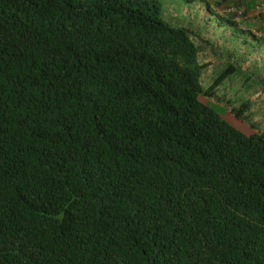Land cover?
<instances>
[{"label":"trees","instance_id":"1","mask_svg":"<svg viewBox=\"0 0 264 264\" xmlns=\"http://www.w3.org/2000/svg\"><path fill=\"white\" fill-rule=\"evenodd\" d=\"M163 1L0 0V264H264V134L215 107L264 21ZM194 9L245 36L209 87Z\"/></svg>","mask_w":264,"mask_h":264},{"label":"rangeland","instance_id":"2","mask_svg":"<svg viewBox=\"0 0 264 264\" xmlns=\"http://www.w3.org/2000/svg\"><path fill=\"white\" fill-rule=\"evenodd\" d=\"M173 1V6H171L170 10L172 13L176 12H183V8L186 6H189L186 0H164L163 3L165 7L167 8V3ZM176 10V12H175ZM209 18L212 21V24L214 26L218 25V19H216L215 16L209 15ZM221 34L215 31H212L210 33L211 36H214V40H218L222 36H224L222 33H225L226 35H230V37H235L237 39H241V37H245L243 33L236 32V28L229 27L226 29L219 30ZM229 38V37H228ZM195 39V40H194ZM193 40L198 43V40L194 38ZM231 43L230 41H228ZM215 45V44H214ZM235 45V44H234ZM244 45L238 46L235 45V47H230V51H235L237 48H243ZM249 51L247 59L244 58L242 61L239 58V63H243L244 71L247 72V74L241 75V76H232L229 78L218 90H219V96L225 97V104H217L216 109L219 111V113L222 115V117L228 121L232 126L236 127L237 129L241 130L245 134H264V91H263V84L257 80V75L254 72L256 68H253L256 66L254 59H250V56L253 54V51L257 49L255 46H252L251 44L246 47ZM209 50V49H208ZM207 50V51H208ZM228 50V49H227ZM253 50V51H252ZM208 59L213 58V62L211 67L205 71V79L203 77V82L206 87H209L212 85L215 78L218 76L221 68L226 64V62L222 59L216 58L218 54L215 52H209L208 55H204ZM237 59V57L235 58ZM251 62V65L248 66V64ZM246 67H245V66ZM247 69V71H246ZM253 74L254 76H252ZM264 77V75H263ZM250 101L252 103L251 108L244 113L246 119H238L235 117L230 111H232L234 108L238 109L242 103Z\"/></svg>","mask_w":264,"mask_h":264},{"label":"crops","instance_id":"3","mask_svg":"<svg viewBox=\"0 0 264 264\" xmlns=\"http://www.w3.org/2000/svg\"><path fill=\"white\" fill-rule=\"evenodd\" d=\"M232 5L234 2H239L245 10H246V19L244 20L245 22V29L250 28L252 32H248L245 35L248 37H245L246 39L249 38V34L251 33H256L257 28L260 26V22H263V18L260 16L261 14H258L256 12V8L259 5L260 2H264V0H232ZM222 15V14H220ZM217 19V16H215ZM182 20H184V22L189 23V21H193V28L198 32L201 33V38L198 40L200 41V43H204L203 46V54L201 55V60L207 61V62H213V58L208 59L207 57H205L204 55H208V51L211 52H215L218 54V56L216 58L218 59H222L225 62L228 61L227 59V49L228 51H230V47H233L231 44L228 45V41L227 40H221V38H219L218 40H214V36H211L210 33L212 31H215L216 33H220L221 32L219 30L221 29H228L229 27H225L224 23L219 24L220 22L218 21V25L214 26L212 24L211 19L209 18V15L207 14V11L202 10V9H194V11H192L191 13L187 14V16L185 18H182ZM248 29V30H250ZM224 36H222V39H227L228 36L230 37V35H226L225 33H222ZM203 40V41H202ZM252 41V40H250ZM209 43V44H207ZM215 44V45H214ZM209 49V50H208ZM208 50V51H207ZM259 54H256V66H254L253 68H259L262 66V56L261 54L264 53V49H261L258 51ZM263 52V53H262ZM261 53V54H260ZM250 59H254V58H249ZM263 63H264V59H263ZM251 65V62L248 64V66ZM246 67V66H245ZM247 71V69H246ZM256 73V72H255ZM260 74L262 72H259Z\"/></svg>","mask_w":264,"mask_h":264},{"label":"built area","instance_id":"4","mask_svg":"<svg viewBox=\"0 0 264 264\" xmlns=\"http://www.w3.org/2000/svg\"><path fill=\"white\" fill-rule=\"evenodd\" d=\"M258 14H264V2H260L256 8ZM222 15L231 18L235 22H242L246 19V10L243 7L228 6L222 11Z\"/></svg>","mask_w":264,"mask_h":264},{"label":"clouds","instance_id":"5","mask_svg":"<svg viewBox=\"0 0 264 264\" xmlns=\"http://www.w3.org/2000/svg\"><path fill=\"white\" fill-rule=\"evenodd\" d=\"M222 12V11H221Z\"/></svg>","mask_w":264,"mask_h":264}]
</instances>
